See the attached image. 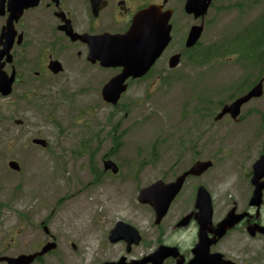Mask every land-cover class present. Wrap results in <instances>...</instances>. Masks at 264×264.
<instances>
[{
	"label": "rangeland",
	"instance_id": "rangeland-1",
	"mask_svg": "<svg viewBox=\"0 0 264 264\" xmlns=\"http://www.w3.org/2000/svg\"><path fill=\"white\" fill-rule=\"evenodd\" d=\"M263 12L264 0H220L199 39L200 48L217 45V56L197 65L182 61L155 84L154 73L128 81L115 106L100 91L117 70L92 69L55 49L63 69L52 74L46 55H38L47 41L29 28L22 49L12 52L17 81L8 96L0 95V257L30 254L53 241L56 247L32 264H99L125 254L121 243L107 239L118 220L153 243V214L138 203V192L169 181L196 157L217 160L197 180L220 191L221 213L231 186L247 172L245 159L251 165L264 151V65L222 55L221 44ZM261 78L262 95L242 106L238 121L214 119ZM34 138L46 147L32 144ZM103 159L118 172L103 171Z\"/></svg>",
	"mask_w": 264,
	"mask_h": 264
},
{
	"label": "flooded vegetation",
	"instance_id": "flooded-vegetation-1",
	"mask_svg": "<svg viewBox=\"0 0 264 264\" xmlns=\"http://www.w3.org/2000/svg\"><path fill=\"white\" fill-rule=\"evenodd\" d=\"M219 2L220 0H209L204 16H196L194 13L186 12V0H0V31L9 21L10 10L15 9L16 6L22 9V13L13 22L16 36L10 50L12 62L14 48L22 49L28 29L35 28L38 32L34 35L47 41V47L44 51L41 49L38 55H46L44 60L47 59L45 68L48 71H50L49 61L57 60L53 58V50L62 49V52L74 54L76 59H84L92 69H115L117 72L114 75H116L121 68L104 67L98 60L91 62L88 59L89 45L79 36L109 40L115 35L125 34L132 26L136 14L155 5L161 13L168 16L170 40L144 76L126 80L128 87V81L155 74L156 79L153 80L155 84L160 78L165 79L169 73L177 72L182 61L197 65L200 41L187 46L189 32L193 26L200 24L203 32L209 11ZM18 34L22 35L20 44L16 43ZM105 47L103 46L102 49ZM173 57H177L178 62L171 67L170 60ZM12 62L6 65H11L10 72L14 69L16 77V69ZM44 64L45 61L42 69ZM35 75L37 76L38 72H35ZM253 85L254 83L246 86L240 94L246 93ZM233 100L231 99L229 103ZM240 114L237 120H232L228 114L222 118L238 121ZM263 154L264 151L258 153L257 159L251 165L250 160L245 159L247 172L243 174L238 187L231 186L232 193L224 198L225 204L221 213L216 211V203H219L218 198L221 196L220 191L212 187L209 182L197 180L217 163L216 158H192L188 165L179 170V173L169 181L163 182L173 181L198 160H209L211 165L200 175L186 176L160 222L155 223V211L152 206L137 200L141 205L148 206L153 214V226L149 229V231L153 230V243H150L148 234L137 228L140 238L137 243L129 246L123 239L111 242L107 236L110 243H121L125 254L114 255L99 264L118 261L122 257H125L126 264H264V176L256 181L257 185L252 180L253 164ZM200 187L206 190L210 205L209 220L204 228L200 225V208L197 203ZM227 218L233 219L231 226L221 234H217L215 232L217 226ZM44 233L48 234L47 228ZM159 248L161 250L157 253Z\"/></svg>",
	"mask_w": 264,
	"mask_h": 264
},
{
	"label": "water",
	"instance_id": "water-1",
	"mask_svg": "<svg viewBox=\"0 0 264 264\" xmlns=\"http://www.w3.org/2000/svg\"><path fill=\"white\" fill-rule=\"evenodd\" d=\"M209 1V0H208ZM207 0H186V12L194 13L196 16H204L207 7ZM22 13V9L15 6L10 10L9 21L0 31V95L8 96L12 91L15 82V70L10 73L4 70L6 64L12 62L10 50L14 44L16 31L13 22ZM170 25L168 16L160 12V9L151 5L145 10L140 11L134 17L130 29L122 35H115L108 39L95 38L89 36H79L89 45L88 59L91 62L98 60L104 67H119L120 72L112 76L101 88V97L105 103L116 105L121 94L126 91L128 78H141L144 76L154 61L160 56L162 50L170 40ZM202 25L193 26L189 32L186 45L192 46L200 38ZM22 35L18 34L16 43L20 44ZM103 46H106L102 49ZM177 57L170 60V66L177 64ZM48 69L57 74L62 71V66L57 60H50ZM263 79L257 81L246 93L235 98L230 103L224 104L216 114L215 120L228 114L232 120H237L242 105L253 98H259L263 92ZM16 124L20 121H15ZM31 142L41 147H46L47 142L43 139L34 138ZM211 165L209 160H198L187 171L178 175L173 181L165 183L157 180L150 185L139 190L137 200L142 204H149L155 211V223L160 222L165 215L171 201L179 192L187 175H200ZM8 166L12 170L18 171L19 165L16 161H8ZM103 169L110 170L112 174L118 172V166L111 159L103 160ZM264 176V154L253 164V182ZM257 185V183H256ZM260 188V185H259ZM198 207L200 208V225L204 228L209 220L210 205L206 190L200 187L198 193ZM232 218L224 219L216 228L217 234H221L232 224ZM45 231L46 228L44 227ZM139 233L136 228L123 222L116 221L113 228L109 231L108 239L111 242L125 240L127 245L137 243ZM56 247L54 242H47L40 250L30 254H20L17 256H1L0 261L7 264H32L38 257H42L47 252ZM128 248V247H127ZM161 248L157 250V253ZM103 264H126L125 257L118 261L105 262Z\"/></svg>",
	"mask_w": 264,
	"mask_h": 264
},
{
	"label": "trees",
	"instance_id": "trees-1",
	"mask_svg": "<svg viewBox=\"0 0 264 264\" xmlns=\"http://www.w3.org/2000/svg\"><path fill=\"white\" fill-rule=\"evenodd\" d=\"M221 48L222 55H235L248 64L264 65V12L254 22L232 36L227 44L222 43ZM218 50L217 45L200 48L197 62L202 64L211 61L217 56Z\"/></svg>",
	"mask_w": 264,
	"mask_h": 264
},
{
	"label": "bare ground",
	"instance_id": "bare-ground-1",
	"mask_svg": "<svg viewBox=\"0 0 264 264\" xmlns=\"http://www.w3.org/2000/svg\"><path fill=\"white\" fill-rule=\"evenodd\" d=\"M87 203V202H86ZM90 204V203H89Z\"/></svg>",
	"mask_w": 264,
	"mask_h": 264
}]
</instances>
